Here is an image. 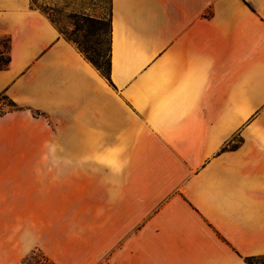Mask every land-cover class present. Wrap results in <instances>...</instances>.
Returning <instances> with one entry per match:
<instances>
[{
	"label": "crops",
	"instance_id": "0c3cea01",
	"mask_svg": "<svg viewBox=\"0 0 264 264\" xmlns=\"http://www.w3.org/2000/svg\"><path fill=\"white\" fill-rule=\"evenodd\" d=\"M111 12L112 84L31 0H0L17 106L0 116V264L264 256V0Z\"/></svg>",
	"mask_w": 264,
	"mask_h": 264
},
{
	"label": "rangeland",
	"instance_id": "374dc122",
	"mask_svg": "<svg viewBox=\"0 0 264 264\" xmlns=\"http://www.w3.org/2000/svg\"><path fill=\"white\" fill-rule=\"evenodd\" d=\"M31 4L42 12L64 37L66 34L71 35L82 47L94 49L105 61L109 59L111 0H31ZM83 17L102 18L105 23L97 26L83 20ZM82 56L84 57L83 54ZM0 101H3L0 116L17 109L7 98H0ZM234 142L239 143L241 140L237 138ZM24 264L53 263L37 251Z\"/></svg>",
	"mask_w": 264,
	"mask_h": 264
},
{
	"label": "trees",
	"instance_id": "16d2710c",
	"mask_svg": "<svg viewBox=\"0 0 264 264\" xmlns=\"http://www.w3.org/2000/svg\"><path fill=\"white\" fill-rule=\"evenodd\" d=\"M112 16V12H111ZM85 21L97 25V26H102L105 23V20L102 18L99 19H93L89 17H83ZM110 36L112 34L111 30V18H110ZM66 40L69 42L75 44L81 54L84 55L86 60L90 62L99 72L100 74L105 77L110 83V74H111V58L107 61L104 60V57L101 56L98 52H96L92 48H86L82 47L81 44L73 39V37L68 34L65 36ZM109 53L111 56V37H110V47H109ZM11 62V57H10V46H9V41L7 40H0V71L6 70ZM112 84V83H111ZM247 264H264V256L262 257H252V258H247L246 259Z\"/></svg>",
	"mask_w": 264,
	"mask_h": 264
}]
</instances>
